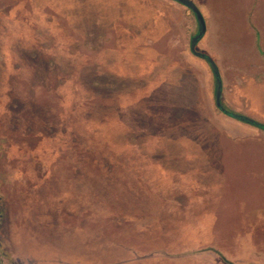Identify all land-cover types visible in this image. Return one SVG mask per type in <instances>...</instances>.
Returning a JSON list of instances; mask_svg holds the SVG:
<instances>
[{
  "label": "rangeland",
  "instance_id": "rangeland-1",
  "mask_svg": "<svg viewBox=\"0 0 264 264\" xmlns=\"http://www.w3.org/2000/svg\"><path fill=\"white\" fill-rule=\"evenodd\" d=\"M168 1L0 0V264H264V142L215 137L238 168L207 174L220 89L193 64V9ZM209 1L216 40L241 31L248 8ZM193 178L223 207L191 210ZM246 196L258 207L236 216Z\"/></svg>",
  "mask_w": 264,
  "mask_h": 264
},
{
  "label": "crops",
  "instance_id": "crops-1",
  "mask_svg": "<svg viewBox=\"0 0 264 264\" xmlns=\"http://www.w3.org/2000/svg\"><path fill=\"white\" fill-rule=\"evenodd\" d=\"M238 1L240 2L242 7L248 8L247 10H245L246 14L245 15L243 14L244 15L243 17L240 16L239 19L235 20V22H239V21L241 22L240 25L242 29L240 32L236 31L232 35H228V32H225L223 37L221 36L218 37L219 39L218 41L216 39H217V34L220 33L218 32L219 24L217 25L218 22H216L215 18L214 20H212L213 16L207 10L209 9L208 6L210 1L196 0V2H198L197 3L198 6L204 9V14L202 15V19L204 22V33L200 38V40L198 41V48H200L203 54L204 55L206 54V56L210 58L216 66V70L219 77L220 92L218 95H219V102L221 107L224 108L226 111H229L236 115H240L245 120L254 123L257 122L255 120L250 119L247 115H253V116L256 115V117H258L260 121L258 123L264 126V109L261 107L263 103V99L261 96L262 93L264 92V28H260V26L258 25L259 23L256 22V19L258 18V13H257L258 8L263 6L264 0H238ZM168 2L174 4L173 0H170ZM189 2H191V0ZM192 2L195 1L192 0ZM182 4L185 7H187L184 3ZM255 10L257 12L254 13ZM177 12L179 13V16L176 18L177 28H178L177 31L179 33L182 32L183 30V25H184L183 23L185 18L183 17V14L185 13L181 10ZM166 23L167 22H165V26L167 27V28L165 27L166 34L167 32H169L170 34L173 33L174 26L169 25V23L167 24ZM220 29H221L220 31H222L223 28ZM226 30L227 28L225 29V31ZM184 34L185 33H183V35ZM173 36L174 35L171 34V38L169 39L171 44L170 45L171 51L174 47ZM198 62L199 63L193 62V64L199 65L198 68H200L201 73L203 74V76H205L203 78L207 79V85L209 86V84H211L209 82L211 80L210 78L213 77L212 68L204 58L202 59L198 58ZM173 66L174 64L170 66L171 70ZM189 68L188 69L190 71H193L192 67ZM191 81L194 82V80L192 79ZM207 98L209 99V97ZM198 99L200 100V98ZM195 100L196 99L194 98L192 102H190V104L191 103L194 104L196 102ZM223 117L225 120L224 122H222V125L219 127L218 133L215 136L211 134L209 139H207L210 143H206L208 145L202 144V148L201 149L199 148V151H201L204 154L206 152L208 155V159L204 161L205 168L207 167L208 175H212L214 172L215 174L216 173L225 174L224 172L230 174L232 170L229 169L238 168L234 165V163H231L228 169L225 168L226 163L228 161L224 160L223 158L225 155V151H227V149L220 144L221 143L220 139L219 142L218 139L216 142L215 137L220 138V136H222V140H224L226 143L229 142L230 147H236V146L239 147V145L243 141L255 143L256 139L264 142V133L261 129L246 122H243L241 120L232 118L226 114L223 115ZM217 149L219 150V153L218 151H216ZM246 155H251V153L249 154V152H247ZM246 155L244 156V158L247 157ZM246 161L248 163L241 161L242 164L240 165V167L242 168L241 169L242 174L245 169L250 168V166L252 165L250 163L251 160L248 161L247 158ZM253 167L254 166L252 165L251 168ZM181 173L182 175L186 174L185 171ZM202 175H204V171ZM247 175L251 176L252 178H258L257 177L258 174L256 173L254 174L253 170L250 169H248ZM204 177L208 178L209 176H204ZM189 182L197 183V185H200L199 187L202 186V188L199 190H198L199 187L194 188V190H192L193 194H195L193 202L190 201L192 200L193 196L188 195L190 193V190L186 193L187 197L185 198L186 199L185 201L190 204L188 207H190L191 210L199 207V204L200 206H202L203 203L206 207H208V203H209L210 208L214 210H217L218 207H223V205H221L220 203V201L223 202V199H221V195H215V194L209 195L210 188L204 187L198 182V180L194 178L187 180V183ZM200 192H202L203 194H200ZM240 198L241 199L239 200V204L241 205L242 208H237V209L241 211H239L238 215L232 214L230 216H234V215L243 216L246 215L247 213L249 214L248 212L249 210L255 211L256 208L258 207V204H256L255 202L254 196L252 197L246 196V198L244 197H240ZM200 200L201 203H199ZM151 203H154V206L150 204L149 206L150 212L148 214H144V213L142 214H144L143 216H145L146 220L148 217H150V219L148 220H151L154 223H158L157 219L154 218V216H160L162 214L159 210L160 207L155 202H151ZM229 211L232 212V210ZM235 211H236V207H235ZM200 213H207V212H200ZM209 213L214 217L229 215V213L228 212L226 213V211L225 212L215 211L214 213L211 212ZM223 226L224 224L221 222V224L218 225L217 230H222V229L227 230L226 228H223ZM214 230L215 229L212 227L211 231ZM139 231L144 233V231H141V229H139Z\"/></svg>",
  "mask_w": 264,
  "mask_h": 264
},
{
  "label": "trees",
  "instance_id": "trees-1",
  "mask_svg": "<svg viewBox=\"0 0 264 264\" xmlns=\"http://www.w3.org/2000/svg\"><path fill=\"white\" fill-rule=\"evenodd\" d=\"M175 1H179V0H175ZM179 2H181V1H179ZM190 49H191V51H192V53H194L195 55H197V56H199V57H202V58H204V59H206V61L208 62V64L210 65V67L212 68V70H213V72H214V77H215V81H216V88L218 89L219 88V77H218V73H217V70H216V67H215V64L213 63V61L210 59V58H208L207 56H205L204 54H201V53H199L198 51H197V49H196V44H195V46H194V49H192V41H191V45H190ZM216 102H217V104H220V102H219V97L217 98V96H216ZM222 112L223 111H226V110H223L221 107L219 108ZM226 112H229V111H226ZM224 113V112H223ZM229 113H231V112H229ZM233 115H235L236 116V114H234V113H232ZM227 115V114H226ZM229 116V115H228ZM232 118H234V117H232ZM235 119H237V118H235ZM238 120H241V119H238ZM241 121H243V120H241ZM243 122H246V123H248V124H251V125H253V126H255V127H257V128H259V129H261V130H263L264 131V127L262 126V125H260V124H257V123H254V122H250V121H247V120H245V121H243ZM224 260V259H223ZM225 261V260H224ZM225 263L226 264H231V263H229V262H227V261H225Z\"/></svg>",
  "mask_w": 264,
  "mask_h": 264
},
{
  "label": "water",
  "instance_id": "water-1",
  "mask_svg": "<svg viewBox=\"0 0 264 264\" xmlns=\"http://www.w3.org/2000/svg\"><path fill=\"white\" fill-rule=\"evenodd\" d=\"M179 1H181L182 3H184L187 7H191L192 9H193V12H194V14H195V16H196V18H197V20H198V22H199V24H200V26H201V30H200V32H199V35H197V37L196 38H194L193 40H192V49H194V46H195V44L200 40V38L202 37V35H203V33H204V22H203V19H202V16H201V14L199 13V11L192 5V3L191 2H189V1H187V0H179ZM219 97V95H217V98ZM218 106H219V104H218ZM225 114H227V115H229L230 117H234V118H237V119H241V120H243V121H245V119L242 117V116H240V115H233L232 113H229V112H226V111H223Z\"/></svg>",
  "mask_w": 264,
  "mask_h": 264
}]
</instances>
